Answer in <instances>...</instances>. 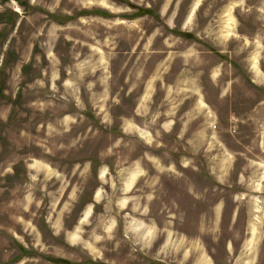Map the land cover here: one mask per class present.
I'll use <instances>...</instances> for the list:
<instances>
[{
	"label": "rangeland",
	"instance_id": "374dc122",
	"mask_svg": "<svg viewBox=\"0 0 264 264\" xmlns=\"http://www.w3.org/2000/svg\"><path fill=\"white\" fill-rule=\"evenodd\" d=\"M253 216L264 264V0H0V264H230Z\"/></svg>",
	"mask_w": 264,
	"mask_h": 264
},
{
	"label": "crops",
	"instance_id": "0c3cea01",
	"mask_svg": "<svg viewBox=\"0 0 264 264\" xmlns=\"http://www.w3.org/2000/svg\"><path fill=\"white\" fill-rule=\"evenodd\" d=\"M262 203V201L259 203H253L251 201L252 207H256L258 204ZM260 217L253 216L248 218L247 224L250 225V231L247 233V238L243 240L239 246H235L232 240H229L231 242L227 243L226 251L230 256V264H259L261 252L259 243L261 239H259V237L261 238V233L256 229L255 223H259ZM208 264H213V262Z\"/></svg>",
	"mask_w": 264,
	"mask_h": 264
},
{
	"label": "trees",
	"instance_id": "16d2710c",
	"mask_svg": "<svg viewBox=\"0 0 264 264\" xmlns=\"http://www.w3.org/2000/svg\"><path fill=\"white\" fill-rule=\"evenodd\" d=\"M149 10H147L148 12ZM194 40H197V38H193ZM213 50V49H212ZM219 56H222V55H219ZM27 251L25 249H22V253H26ZM51 260V259H50ZM54 263H57V264H70L71 261H69L68 259H64V258H60V257H57L53 260ZM92 262V261H91ZM151 264H160V263H157V262H152Z\"/></svg>",
	"mask_w": 264,
	"mask_h": 264
}]
</instances>
